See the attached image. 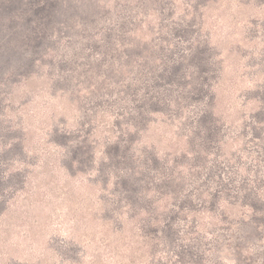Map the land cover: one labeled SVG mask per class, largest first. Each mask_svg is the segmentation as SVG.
<instances>
[{
    "label": "rangeland",
    "instance_id": "rangeland-1",
    "mask_svg": "<svg viewBox=\"0 0 264 264\" xmlns=\"http://www.w3.org/2000/svg\"><path fill=\"white\" fill-rule=\"evenodd\" d=\"M0 264H264V0H0Z\"/></svg>",
    "mask_w": 264,
    "mask_h": 264
},
{
    "label": "trees",
    "instance_id": "trees-1",
    "mask_svg": "<svg viewBox=\"0 0 264 264\" xmlns=\"http://www.w3.org/2000/svg\"><path fill=\"white\" fill-rule=\"evenodd\" d=\"M175 164H176V163H175ZM173 166H175V165L173 164ZM176 166H177V165H176ZM173 168H175V167H171V170H170V171H172ZM170 197H171V196H169V194H166V200H169Z\"/></svg>",
    "mask_w": 264,
    "mask_h": 264
}]
</instances>
